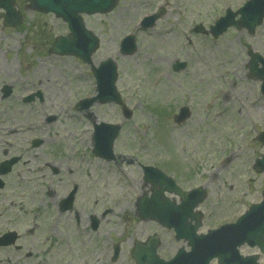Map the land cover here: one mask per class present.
I'll use <instances>...</instances> for the list:
<instances>
[{"label": "rangeland", "instance_id": "1", "mask_svg": "<svg viewBox=\"0 0 264 264\" xmlns=\"http://www.w3.org/2000/svg\"><path fill=\"white\" fill-rule=\"evenodd\" d=\"M245 1L119 0L110 13L85 16L100 40L93 64L108 57L117 63L116 86L132 113L124 119L114 104L74 109L94 94L90 67L49 54L52 39L66 32L64 23L22 9L27 0H19L21 24H0V162L20 159L3 177L0 234L15 231L19 249H0V264H134L132 241L153 232L164 241L162 255L185 247L170 230L136 215L137 198L150 193L149 186L142 188V165L162 170L183 190H205L199 232L234 222L261 200L264 172L253 166L264 153L255 139L264 129V106H254L257 84L247 77V62L249 52L264 57V21L253 35L234 28L217 38L192 32L195 24L208 30L225 9L236 10ZM160 7L164 11L154 26L141 29L139 21ZM127 34H133L137 49L122 56L119 44ZM176 61L186 62L185 69L172 70ZM3 84L13 87L5 99ZM35 91L42 103L22 102ZM180 107L188 108L189 117L175 124ZM93 120L120 126L112 161L91 153ZM35 137L39 147L31 145ZM74 184L73 209L58 215V202ZM90 215L99 221L95 231ZM117 242L120 253L112 261L111 244ZM242 252L251 248L244 245Z\"/></svg>", "mask_w": 264, "mask_h": 264}, {"label": "water", "instance_id": "2", "mask_svg": "<svg viewBox=\"0 0 264 264\" xmlns=\"http://www.w3.org/2000/svg\"><path fill=\"white\" fill-rule=\"evenodd\" d=\"M30 7L42 12H54L62 17L68 24L70 35L56 39L50 52L59 54L75 55L84 62L91 63L90 55L97 47V39L87 31L83 25L80 13H106L111 11L117 0H30ZM13 0H0V8L5 9V24L16 25L20 22V16L13 8ZM236 14L240 18L235 21ZM264 17V0H251L245 3L236 13L227 12L215 26L211 28L212 34L217 36L225 29L234 25L237 28H246L253 33L257 24ZM157 15L144 19V27L152 26ZM124 44V45H123ZM125 54H130L135 49L133 38L127 37L123 41ZM257 55H251L250 77L254 76ZM182 64L175 66L181 68ZM97 81L98 96L92 98L93 102L98 99L101 102H119L114 87L115 65L108 59L98 68H92ZM264 75V73H262ZM126 116H128L126 114ZM117 126L100 124L95 126L94 150L100 157L112 159V142L117 135ZM5 165H1L3 168ZM256 170L260 171L259 164ZM144 179L151 183L152 195L149 199L145 196L138 202L139 213L144 217L155 218L169 228H174L177 238H183L191 246L189 253H180L173 260L162 264H208L209 260L217 257L219 264H256V257L241 258L237 247L243 243L250 246H259L264 252V191L263 201L254 204L249 211L241 217L236 224L225 226L218 231H211L205 236H196L199 227V214L193 213V209L204 199L205 193L201 188L183 192L173 181L166 178L157 169L145 167ZM163 191L174 192L180 198V204L174 205L163 197ZM194 221L192 225L191 222ZM155 240L146 245H138L134 256L137 264H154Z\"/></svg>", "mask_w": 264, "mask_h": 264}, {"label": "flooded vegetation", "instance_id": "3", "mask_svg": "<svg viewBox=\"0 0 264 264\" xmlns=\"http://www.w3.org/2000/svg\"><path fill=\"white\" fill-rule=\"evenodd\" d=\"M261 67L260 68H262V62H261V64H259ZM261 96H262V94H261V92L259 91V89H258V97H259V99H261ZM258 107L260 108V104L258 105ZM76 220L78 221L79 220V217H78V215L76 214Z\"/></svg>", "mask_w": 264, "mask_h": 264}]
</instances>
